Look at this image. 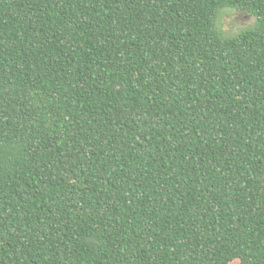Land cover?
I'll use <instances>...</instances> for the list:
<instances>
[{
	"label": "trees",
	"instance_id": "16d2710c",
	"mask_svg": "<svg viewBox=\"0 0 264 264\" xmlns=\"http://www.w3.org/2000/svg\"><path fill=\"white\" fill-rule=\"evenodd\" d=\"M234 259L264 264V0H0V264Z\"/></svg>",
	"mask_w": 264,
	"mask_h": 264
},
{
	"label": "rangeland",
	"instance_id": "374dc122",
	"mask_svg": "<svg viewBox=\"0 0 264 264\" xmlns=\"http://www.w3.org/2000/svg\"><path fill=\"white\" fill-rule=\"evenodd\" d=\"M255 19L239 11H224L217 21L218 31L223 37H233L242 30L250 28Z\"/></svg>",
	"mask_w": 264,
	"mask_h": 264
},
{
	"label": "clouds",
	"instance_id": "9594fccd",
	"mask_svg": "<svg viewBox=\"0 0 264 264\" xmlns=\"http://www.w3.org/2000/svg\"><path fill=\"white\" fill-rule=\"evenodd\" d=\"M233 264H238V261H236L235 259L233 260Z\"/></svg>",
	"mask_w": 264,
	"mask_h": 264
}]
</instances>
